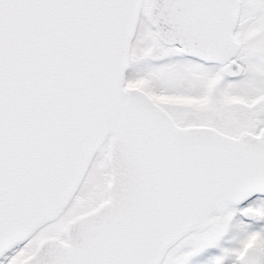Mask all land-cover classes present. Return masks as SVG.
<instances>
[{"label":"snow or ice","instance_id":"obj_1","mask_svg":"<svg viewBox=\"0 0 264 264\" xmlns=\"http://www.w3.org/2000/svg\"><path fill=\"white\" fill-rule=\"evenodd\" d=\"M0 264H264V0H0Z\"/></svg>","mask_w":264,"mask_h":264}]
</instances>
